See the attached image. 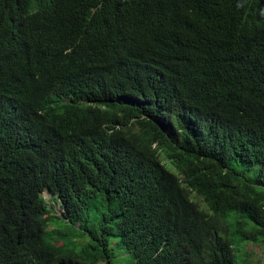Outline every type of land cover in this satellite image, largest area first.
I'll return each instance as SVG.
<instances>
[{
    "label": "trees",
    "instance_id": "1",
    "mask_svg": "<svg viewBox=\"0 0 264 264\" xmlns=\"http://www.w3.org/2000/svg\"><path fill=\"white\" fill-rule=\"evenodd\" d=\"M251 243L264 255L253 7L0 0V264H254Z\"/></svg>",
    "mask_w": 264,
    "mask_h": 264
},
{
    "label": "rangeland",
    "instance_id": "2",
    "mask_svg": "<svg viewBox=\"0 0 264 264\" xmlns=\"http://www.w3.org/2000/svg\"><path fill=\"white\" fill-rule=\"evenodd\" d=\"M169 167H171L170 166V164H167ZM170 171H172V172H175V168L174 167H171V169H170ZM43 195H44V197H46V198H49L50 197V193H49V191L48 190H46V191H44L43 192ZM191 197L193 198V194L191 195ZM50 199V198H49ZM49 202L50 203H53V201L50 199L49 200ZM200 204H201V206H203L204 207V204L202 203V202H200ZM55 207H56V210H55V212H59V205H55ZM52 214V211H50L49 213H48V215H51ZM248 250L251 252V256H250V258H251V261L254 263V264H260V262H264V255H260V250H259V248L255 245V244H250L249 246H248Z\"/></svg>",
    "mask_w": 264,
    "mask_h": 264
},
{
    "label": "clouds",
    "instance_id": "3",
    "mask_svg": "<svg viewBox=\"0 0 264 264\" xmlns=\"http://www.w3.org/2000/svg\"><path fill=\"white\" fill-rule=\"evenodd\" d=\"M241 2L244 1L249 6L255 9L257 15L264 19V0H240Z\"/></svg>",
    "mask_w": 264,
    "mask_h": 264
}]
</instances>
